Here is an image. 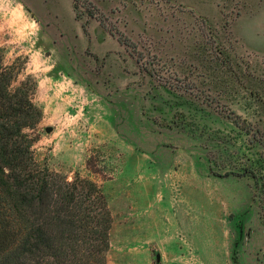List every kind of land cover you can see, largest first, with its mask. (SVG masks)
Returning <instances> with one entry per match:
<instances>
[{"label": "rangeland", "instance_id": "obj_1", "mask_svg": "<svg viewBox=\"0 0 264 264\" xmlns=\"http://www.w3.org/2000/svg\"><path fill=\"white\" fill-rule=\"evenodd\" d=\"M80 4L0 0V48L35 159L103 191L106 264H264V0Z\"/></svg>", "mask_w": 264, "mask_h": 264}, {"label": "trees", "instance_id": "obj_2", "mask_svg": "<svg viewBox=\"0 0 264 264\" xmlns=\"http://www.w3.org/2000/svg\"><path fill=\"white\" fill-rule=\"evenodd\" d=\"M80 1L73 0L76 17ZM16 75L0 48V264H106L111 217L103 191L35 159L36 137L28 130L41 111L31 81L12 88ZM263 171L261 164L249 172L264 215Z\"/></svg>", "mask_w": 264, "mask_h": 264}, {"label": "water", "instance_id": "obj_3", "mask_svg": "<svg viewBox=\"0 0 264 264\" xmlns=\"http://www.w3.org/2000/svg\"><path fill=\"white\" fill-rule=\"evenodd\" d=\"M47 130H50V128H48Z\"/></svg>", "mask_w": 264, "mask_h": 264}, {"label": "bare ground", "instance_id": "obj_4", "mask_svg": "<svg viewBox=\"0 0 264 264\" xmlns=\"http://www.w3.org/2000/svg\"><path fill=\"white\" fill-rule=\"evenodd\" d=\"M132 263V262H131Z\"/></svg>", "mask_w": 264, "mask_h": 264}]
</instances>
